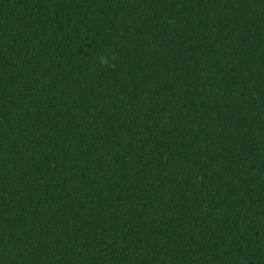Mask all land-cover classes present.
I'll use <instances>...</instances> for the list:
<instances>
[{
    "label": "trees",
    "instance_id": "1",
    "mask_svg": "<svg viewBox=\"0 0 264 264\" xmlns=\"http://www.w3.org/2000/svg\"><path fill=\"white\" fill-rule=\"evenodd\" d=\"M0 264H264V0H0Z\"/></svg>",
    "mask_w": 264,
    "mask_h": 264
}]
</instances>
